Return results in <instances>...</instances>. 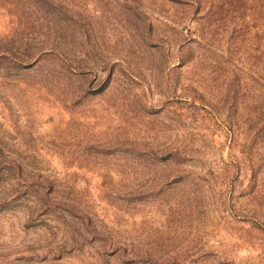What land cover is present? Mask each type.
Returning a JSON list of instances; mask_svg holds the SVG:
<instances>
[{
	"label": "rangeland",
	"instance_id": "1",
	"mask_svg": "<svg viewBox=\"0 0 264 264\" xmlns=\"http://www.w3.org/2000/svg\"><path fill=\"white\" fill-rule=\"evenodd\" d=\"M0 264H264V0H0Z\"/></svg>",
	"mask_w": 264,
	"mask_h": 264
}]
</instances>
